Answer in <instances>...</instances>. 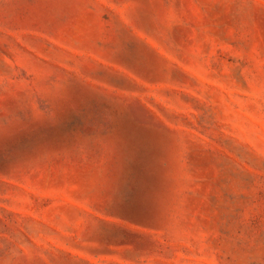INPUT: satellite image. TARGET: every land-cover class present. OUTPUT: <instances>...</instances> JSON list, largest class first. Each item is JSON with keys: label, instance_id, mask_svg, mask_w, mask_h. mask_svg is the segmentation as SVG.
I'll list each match as a JSON object with an SVG mask.
<instances>
[{"label": "rangeland", "instance_id": "1", "mask_svg": "<svg viewBox=\"0 0 264 264\" xmlns=\"http://www.w3.org/2000/svg\"><path fill=\"white\" fill-rule=\"evenodd\" d=\"M0 264H264V0H0Z\"/></svg>", "mask_w": 264, "mask_h": 264}]
</instances>
